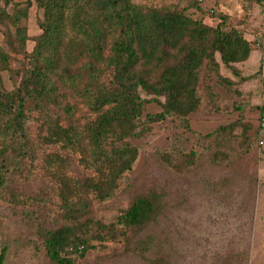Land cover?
<instances>
[{
	"label": "trees",
	"instance_id": "1",
	"mask_svg": "<svg viewBox=\"0 0 264 264\" xmlns=\"http://www.w3.org/2000/svg\"><path fill=\"white\" fill-rule=\"evenodd\" d=\"M36 2L43 11L41 33L31 37L17 27L25 61L13 90L4 87L0 69V199L17 197L9 186L14 174L41 147L52 146L56 151L46 152L44 162L57 183L60 218L40 227L52 264H90L86 255L93 241H125L133 254L148 258L155 240L144 232L164 214L165 193L136 194L110 222L95 216V202L111 200L131 185L141 156L136 140L149 135L153 124L172 118L196 132L191 118L205 97L213 115L237 117L201 138L218 146L239 129L249 143L253 125L246 113L260 120L263 110L264 53L227 15L213 11L220 22L206 23L201 0L182 9L134 0ZM13 3L0 0V21L18 25L32 2L11 13ZM0 62L8 67L9 55L1 51ZM224 95L232 98L231 110L221 107ZM152 104L160 110L148 112ZM31 121L39 125L36 137ZM193 154L162 157L180 168L192 163ZM224 155L217 149L214 161ZM74 157L82 172L71 171ZM5 260L3 248L0 264Z\"/></svg>",
	"mask_w": 264,
	"mask_h": 264
},
{
	"label": "rangeland",
	"instance_id": "2",
	"mask_svg": "<svg viewBox=\"0 0 264 264\" xmlns=\"http://www.w3.org/2000/svg\"><path fill=\"white\" fill-rule=\"evenodd\" d=\"M29 1V15L18 25L9 19L0 21V52L9 55L8 67L0 62V69L4 87L9 91L18 84L25 61L16 40L17 27H25L31 37L39 35L43 11L36 0H14L8 8L13 13ZM134 1L182 9L190 0ZM201 6L206 11V23L216 26L220 22L213 15L217 11L227 15L228 23L242 30L248 39L259 37L264 0H202ZM33 46L34 41L30 40L28 51ZM220 104L231 110L232 98L224 95ZM210 108L205 97L191 118L196 132L184 130L172 118L153 124L149 135L136 140L141 156L131 173V185H123L111 200L95 202V216L110 222L136 194L153 189L165 193L164 214L144 232L155 240L148 258L133 254L125 241H93L94 247L86 255L90 264H264V145L259 143L260 120L253 111L246 113V121L253 125L249 143L236 129L234 135L217 146L201 135L220 124H229L237 114L213 115ZM159 110L156 104L147 108L148 112ZM203 125L208 128L199 132L197 129ZM29 130L36 137L38 123L31 121ZM217 149L226 154L220 163L214 161ZM52 151H56L52 146L41 147L36 158L27 161L9 184L17 197L0 199V254L4 248L5 264H52L40 233V227H52L60 218L57 183L44 162L45 153ZM188 153H194L192 163L184 166L182 162L180 168L162 157ZM76 157L72 161L73 173L83 169Z\"/></svg>",
	"mask_w": 264,
	"mask_h": 264
},
{
	"label": "built area",
	"instance_id": "3",
	"mask_svg": "<svg viewBox=\"0 0 264 264\" xmlns=\"http://www.w3.org/2000/svg\"><path fill=\"white\" fill-rule=\"evenodd\" d=\"M254 41H255L256 46L264 53V22H263L262 30L260 32L259 37L255 39ZM260 126L262 129V134L260 136L259 143L260 145H264V116L263 115L260 116Z\"/></svg>",
	"mask_w": 264,
	"mask_h": 264
},
{
	"label": "crops",
	"instance_id": "4",
	"mask_svg": "<svg viewBox=\"0 0 264 264\" xmlns=\"http://www.w3.org/2000/svg\"><path fill=\"white\" fill-rule=\"evenodd\" d=\"M261 29H262V25H261ZM262 105H263V110H262L261 115L264 116V96H263V100H262ZM207 128H208L207 125H203L202 128H199L197 130L200 131V132H204V130H206Z\"/></svg>",
	"mask_w": 264,
	"mask_h": 264
}]
</instances>
